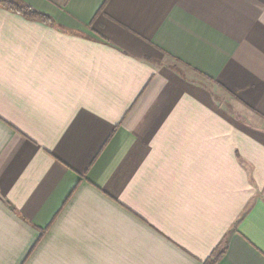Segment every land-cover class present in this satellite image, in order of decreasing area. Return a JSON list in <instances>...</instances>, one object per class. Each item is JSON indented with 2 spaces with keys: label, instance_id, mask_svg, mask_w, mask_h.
Here are the masks:
<instances>
[{
  "label": "crops",
  "instance_id": "0c3cea01",
  "mask_svg": "<svg viewBox=\"0 0 264 264\" xmlns=\"http://www.w3.org/2000/svg\"><path fill=\"white\" fill-rule=\"evenodd\" d=\"M15 1L0 264H264V0Z\"/></svg>",
  "mask_w": 264,
  "mask_h": 264
},
{
  "label": "trees",
  "instance_id": "16d2710c",
  "mask_svg": "<svg viewBox=\"0 0 264 264\" xmlns=\"http://www.w3.org/2000/svg\"><path fill=\"white\" fill-rule=\"evenodd\" d=\"M0 7L8 9L14 13L24 15L26 16V18H40L41 19L40 17L41 15L39 16L38 13H36L35 11L31 10L28 7L23 6L22 4L18 3L15 0H0ZM221 254L222 253L217 254V256H215L213 260L205 264H214Z\"/></svg>",
  "mask_w": 264,
  "mask_h": 264
},
{
  "label": "rangeland",
  "instance_id": "374dc122",
  "mask_svg": "<svg viewBox=\"0 0 264 264\" xmlns=\"http://www.w3.org/2000/svg\"><path fill=\"white\" fill-rule=\"evenodd\" d=\"M227 110H228V109H227ZM228 112H231L232 116H233L236 120H238V121L243 120V117L240 116V114H237L236 112H233V110H229ZM234 113H236L237 115H234Z\"/></svg>",
  "mask_w": 264,
  "mask_h": 264
}]
</instances>
